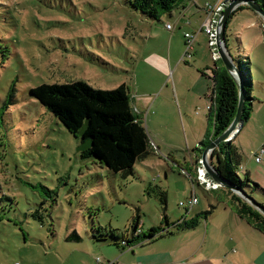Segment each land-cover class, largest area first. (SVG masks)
I'll list each match as a JSON object with an SVG mask.
<instances>
[{
    "label": "rangeland",
    "instance_id": "obj_1",
    "mask_svg": "<svg viewBox=\"0 0 264 264\" xmlns=\"http://www.w3.org/2000/svg\"><path fill=\"white\" fill-rule=\"evenodd\" d=\"M175 12L157 20L129 0H0V264H148L158 263L157 251H175L172 264H190L192 253L196 264H264V233L240 217L220 224L232 213L220 201L230 193L222 186L206 191L194 182V187L195 172L187 169L191 177L181 162L166 158L189 160L210 128V96L197 90L202 70L195 53L206 50L211 62L207 39L197 40L200 46L195 43L183 60L189 59L187 65L176 68L168 45L186 50L184 33L191 29L166 28L175 24ZM258 28L264 33V18L240 9L229 21L226 39L235 62L241 58L251 66L254 81L252 110L234 142L243 167L264 183V152L263 162L256 160L264 146V46L251 54L246 36ZM72 80L101 89L128 86L157 146L135 163L133 175L123 177L82 158L78 138L29 92L44 82ZM149 184L166 191V205L148 193ZM194 191L199 201L187 213L180 202ZM253 197L264 204V196ZM205 211H213L210 222L202 219L193 229L172 226V234L143 245H121L123 237L134 243L150 228L164 227L166 217L173 223ZM138 214L143 234L137 238ZM74 232L81 239L67 240Z\"/></svg>",
    "mask_w": 264,
    "mask_h": 264
},
{
    "label": "trees",
    "instance_id": "obj_2",
    "mask_svg": "<svg viewBox=\"0 0 264 264\" xmlns=\"http://www.w3.org/2000/svg\"><path fill=\"white\" fill-rule=\"evenodd\" d=\"M189 1L192 0H129L134 9L157 20L165 14L173 15L175 11ZM253 1L264 9V0ZM244 8L252 9L248 5H241L234 10L232 15ZM231 17L228 20L227 28ZM236 62L238 65L242 64L239 69L244 76L245 100L250 103V106L245 105L244 107L243 124L249 118L252 100H255L251 96L253 78L251 71H249L251 67L247 66L246 61L238 58ZM211 69L214 96H212V102L208 108L210 128L205 133L204 139L200 141L199 146L195 148L198 151H203L205 146L226 130L236 116L239 103L237 84L222 59L219 58L215 61V65ZM29 92L33 98L55 115L70 133L78 138L80 144L86 140H91V145L88 148L78 151L82 158H92L96 165L120 173L123 177H128L134 174L135 163L155 150L140 114L132 106L130 90L125 83L114 89H101L95 88L83 80L63 83L44 82L31 87ZM13 94L12 88L8 94L11 100ZM84 126L85 129L80 134ZM236 135L229 141L221 142L212 151L213 166L227 181L241 187L251 196L254 194L264 196V184L254 181L251 172L242 165L243 155L234 142ZM240 169L244 172L243 176L239 173ZM222 188L230 193V200L236 213L264 233V214L231 189L223 186ZM147 191L149 194L155 193L160 196L161 201L166 205L167 193L160 186L149 184ZM258 203L264 206L263 201H258ZM185 209L188 213V209L186 207ZM212 212L205 211L191 218L184 216L173 223H170L166 217V221L162 223L166 227L154 226L144 235H142V230L139 231L141 219L138 214L134 218L133 231H137V238L142 235L144 236L143 239L135 240L137 242L132 243L129 236L123 237L121 245H127V247H133L135 243L143 245L156 236H163L166 233L172 234V226L176 230L193 229L199 225L202 219L207 220ZM112 233L113 236H116V233ZM80 239L76 232L67 238V240Z\"/></svg>",
    "mask_w": 264,
    "mask_h": 264
},
{
    "label": "crops",
    "instance_id": "obj_3",
    "mask_svg": "<svg viewBox=\"0 0 264 264\" xmlns=\"http://www.w3.org/2000/svg\"><path fill=\"white\" fill-rule=\"evenodd\" d=\"M207 2H210V1H206V0L189 1L186 5H184L182 8H180L179 10H177L175 12L176 13L175 24H177V25L174 24L173 29H168L167 27L166 28L168 30H174V28H176V26H178V27L183 26L185 28H190L192 31L187 30V31H185V33L186 32L194 33L195 37L193 40V48H194L195 43H197L198 47L200 46L199 41H197V40H200V38L205 37L207 39L206 43L210 49L209 51H210L211 62L206 61V53H205L206 50L200 51V49H198V48L195 49V53H198V57L196 59V64L202 70L201 76L198 78L197 90L200 94H202L204 96L209 93L210 104H211L212 96H214V81L212 79V73L213 72H212L211 68L214 67L215 61H217L220 57L218 59L214 58V51L211 48V46L209 45V35L204 30H202V23L206 17V11L204 9V6ZM211 3H213V2H211ZM252 24L255 25V22H253ZM258 29H257V32L254 31V32L248 33L246 35L247 36V46L251 49V52H252L251 54H253L255 52L257 47H259L261 45L264 46V33L260 28H258ZM185 33H184V45L186 44V41H187ZM244 34H246V32H244ZM168 46L170 47L168 50V54L174 58V60L176 62V68L183 67V65L184 66L187 65V63L189 62V59L184 61V64H183V60L185 58H188L187 56H185V51H186L185 48L183 50L182 49L183 47H180V46L175 47L173 42H171ZM243 48H245V50H246L245 53L247 54L248 53L247 47H243ZM216 52H217V50H216ZM248 58L250 59V57H248ZM249 62H250V60H249ZM250 64L252 65V62H250ZM253 83H254V81H253ZM133 103H134V101H133ZM209 105H208V108H209ZM199 143H200V141H199ZM199 143H198V145H199ZM202 154H203V151H198V150L196 151L195 154H194V151L190 152L189 160L187 158H185L183 161L177 160L174 157V155H170L166 158L171 160V161L181 162V163H179V166H180L182 172L191 176L188 173L187 169H191L196 174V166L198 165V159L202 158ZM262 162H263V160H262ZM192 183H194V182H192ZM194 185H195V183H194ZM223 187H225V186H223ZM203 189L206 190L204 187H203ZM206 191H216V190H206ZM194 193L196 194L195 191H194ZM196 196H197V194H196ZM223 197H225V199L220 200V201H222L221 204L225 207V209H230V211L232 213L227 212L226 216L223 217V219L220 221V224L223 225L224 222H227V221L230 222V218L232 221L236 222L237 217H240V216L236 213V211L234 209V205L231 203L230 195H223ZM198 201H199V198H198ZM212 215H213V212H212L211 216L207 220H204V221L210 222ZM186 218H189V217L186 216ZM241 219H243V218H241ZM243 220L253 231L256 230V228L253 227L252 225H250L245 219H243ZM243 238L248 240V238L245 235L243 236ZM235 240H236V238H234L233 241H235ZM156 254H159L158 257H156L159 260L158 263H157V261H154L153 263L148 262V264H172V263H176V261L174 259L175 251H171L169 254H165V253H162L160 251H157ZM195 258H196V253H192L189 255V257H187V260H192L190 262V264H196V263H198V261H195ZM209 264H213V263L209 262Z\"/></svg>",
    "mask_w": 264,
    "mask_h": 264
},
{
    "label": "water",
    "instance_id": "obj_4",
    "mask_svg": "<svg viewBox=\"0 0 264 264\" xmlns=\"http://www.w3.org/2000/svg\"><path fill=\"white\" fill-rule=\"evenodd\" d=\"M242 4L250 6L253 10H255L258 14H260L264 18V9L261 5L256 3L253 0H230L228 1L223 11L219 17V21L216 25L217 31V47L220 58L224 62L225 67L234 78L237 87H238V94H239V103L236 116L231 124L226 128V130L221 133L219 136L214 138L207 146L203 149L202 159L203 164L206 167L208 173L212 176L214 180L219 182L221 186L228 187L236 194L240 195L247 201H249L253 206H255L258 210H260L264 214V206L260 205L258 201L251 196L249 193L244 191L241 187L230 183L227 181L213 166L212 158L209 159V156L212 154V151L217 148L221 142L228 141L231 138V134L239 130L242 120H243V112L245 107V90H244V76L241 73L240 69L238 68L237 63L235 62L234 58L230 54L227 48V39H226V31H227V23L229 18L232 16L234 10H236ZM84 128L80 131V134L83 133ZM91 145V140H86L82 144L78 146V150H84Z\"/></svg>",
    "mask_w": 264,
    "mask_h": 264
},
{
    "label": "built area",
    "instance_id": "obj_5",
    "mask_svg": "<svg viewBox=\"0 0 264 264\" xmlns=\"http://www.w3.org/2000/svg\"><path fill=\"white\" fill-rule=\"evenodd\" d=\"M230 0H218L215 3L207 2L204 6V9L206 11V17L202 23V30H204L209 35V45L214 51V58L218 59L219 52L217 47V31H216V25L219 21V17L223 11V8L225 4ZM166 27L168 29H173L174 25L172 23H167ZM186 51L185 56L191 57V51L193 49V40H194V33L186 32ZM217 50V52H216ZM236 135V134H235ZM232 137L229 139L231 140ZM228 140V141H229ZM154 148L156 149V145ZM264 152V147L261 148V151L256 154V160L258 162L262 161V155ZM212 155L209 156V159ZM193 177V176H191ZM193 182L198 183L199 185L203 186L206 190H216L219 187H221V184L214 180L211 175L208 173L206 167L203 164V159H198V165L196 166V174L195 178L193 179ZM194 184V183H193ZM195 186V185H194ZM198 203V197L195 193L192 194V196L187 200L186 203L180 202V205L185 206L188 209V212ZM16 264H19L18 262Z\"/></svg>",
    "mask_w": 264,
    "mask_h": 264
},
{
    "label": "bare ground",
    "instance_id": "obj_6",
    "mask_svg": "<svg viewBox=\"0 0 264 264\" xmlns=\"http://www.w3.org/2000/svg\"><path fill=\"white\" fill-rule=\"evenodd\" d=\"M233 136H235V135H234V133H233V134H231V137H232V138H234Z\"/></svg>",
    "mask_w": 264,
    "mask_h": 264
}]
</instances>
